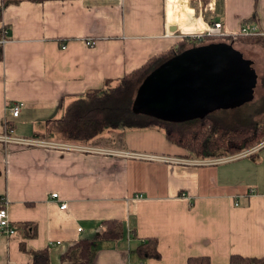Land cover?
I'll return each instance as SVG.
<instances>
[{
  "label": "crops",
  "instance_id": "0c3cea01",
  "mask_svg": "<svg viewBox=\"0 0 264 264\" xmlns=\"http://www.w3.org/2000/svg\"><path fill=\"white\" fill-rule=\"evenodd\" d=\"M213 22L230 33L255 23L264 30V0H0V37L8 30L0 45V133L8 121L18 136L92 147L0 143V207L7 202L16 228L14 236H0V264H33L32 253L41 250L49 264H72L62 256L81 239L92 242L91 264L264 257V144L246 156L202 159L156 128L107 130L90 145L48 131L71 102ZM16 102L24 105L13 117L7 105ZM111 220L122 223V237L98 238ZM149 238L157 239L160 258L138 255Z\"/></svg>",
  "mask_w": 264,
  "mask_h": 264
},
{
  "label": "trees",
  "instance_id": "16d2710c",
  "mask_svg": "<svg viewBox=\"0 0 264 264\" xmlns=\"http://www.w3.org/2000/svg\"><path fill=\"white\" fill-rule=\"evenodd\" d=\"M251 21V20H250ZM249 37V38H244ZM252 37V38H251ZM207 39H212L207 37ZM239 39V40H238ZM236 40L258 43L264 47V36L229 37ZM188 40L180 42L174 49L151 58L146 64L123 76L115 84L108 81L105 87L88 92L84 97L71 102L62 117L49 120L48 131L58 135L61 141L79 142L90 145L107 130L149 129L163 131L169 142L187 149L193 158H217L236 154L254 147L264 139V118L248 123L226 119L209 114L204 118L174 122L134 110L137 91L144 80L163 62L177 52L186 49ZM264 114V97L262 108ZM106 229L98 236L101 239H118L123 235L122 223L116 220L104 222ZM141 258H160L158 241L149 238L137 248ZM93 245L88 239H81L62 256L63 261L72 264H91ZM33 264H49L47 250L32 253ZM187 264H211L209 257H190ZM229 264H264L263 258L233 255Z\"/></svg>",
  "mask_w": 264,
  "mask_h": 264
},
{
  "label": "water",
  "instance_id": "95a60500",
  "mask_svg": "<svg viewBox=\"0 0 264 264\" xmlns=\"http://www.w3.org/2000/svg\"><path fill=\"white\" fill-rule=\"evenodd\" d=\"M256 80L252 62L234 44L193 45L147 76L137 91L134 110L174 122L204 118L253 99Z\"/></svg>",
  "mask_w": 264,
  "mask_h": 264
},
{
  "label": "built area",
  "instance_id": "2783aa9c",
  "mask_svg": "<svg viewBox=\"0 0 264 264\" xmlns=\"http://www.w3.org/2000/svg\"><path fill=\"white\" fill-rule=\"evenodd\" d=\"M182 3H186L187 0H180ZM7 35L8 30L5 28L2 30V36L0 37V45L5 44L7 42ZM264 36V30H262L256 23L255 24H248L241 28V30L237 33H230L224 29V26L221 22H213L210 23L204 30L200 31L199 33H194L191 35H188V41L189 43H195V44H201L204 43L207 40V37H210L212 39L215 38H229L232 37L234 39L238 38L239 36ZM85 43L89 45L90 47H93L95 44V40L93 38H87L85 40ZM23 102H16L14 104L7 105V109L12 114L13 117H18L21 113V109L23 107ZM0 143L4 144H16V145H22V146H45L50 148H58V149H67V150H92V147H86L81 146L77 144L72 143H65V142H54V141H43L39 139L34 138H27L22 137L14 134V128L11 124L8 123V121H5V129L3 132L0 133ZM264 144V141H262L257 147L262 146ZM255 147V148H257ZM254 149L251 150H245L240 152L239 154L232 155L227 157L228 159H233L238 156H246L250 154ZM131 156H138L146 159H158L162 161H168V162H175V163H189L190 160L184 159V158H174V157H166V156H154L151 154H138L135 155L134 153H129ZM226 158H222L215 161H221ZM227 159V160H228ZM205 162H212V161H206L201 160L200 163ZM52 197L56 200L59 199V194L54 193L52 194ZM140 197V195H136V198ZM68 204L66 202H63L61 204V208H67ZM16 234V228L12 225V222L9 217V210L7 207V202L0 207V236H14Z\"/></svg>",
  "mask_w": 264,
  "mask_h": 264
},
{
  "label": "rangeland",
  "instance_id": "374dc122",
  "mask_svg": "<svg viewBox=\"0 0 264 264\" xmlns=\"http://www.w3.org/2000/svg\"><path fill=\"white\" fill-rule=\"evenodd\" d=\"M249 38V37H244ZM252 38V37H251ZM186 39V38H185ZM212 41L208 42H228L227 38H215L211 39ZM239 40V39H238ZM236 40L234 43V46L236 44V48L244 50V57L252 62V67L255 69V72L257 74V80L256 85L253 87L252 93H253V99H250L243 103L242 105L236 106V107H230L225 109H219L216 112V115L222 118L226 119H234L240 120L241 122H251V121H260L264 118V114L260 112V108H262V100L264 97V47L262 45H259L256 43H248L244 41H238ZM230 43V42H228ZM245 44L244 46H237L238 44ZM250 45V46H249ZM255 46L257 48H255ZM237 48V50H239ZM240 51V50H239ZM241 52V51H240ZM251 55V56H249ZM138 108L141 110L142 108L138 106ZM143 110V109H142ZM264 141V139H263ZM235 154V153H234ZM233 155V154H229ZM226 155V156H229Z\"/></svg>",
  "mask_w": 264,
  "mask_h": 264
}]
</instances>
